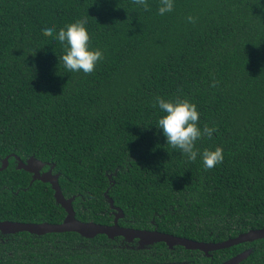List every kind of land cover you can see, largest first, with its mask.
Masks as SVG:
<instances>
[{"label":"trees","instance_id":"1","mask_svg":"<svg viewBox=\"0 0 264 264\" xmlns=\"http://www.w3.org/2000/svg\"><path fill=\"white\" fill-rule=\"evenodd\" d=\"M0 0V165L10 155L53 165L75 218L220 242L264 229V0ZM192 16L195 23H189ZM86 20L91 74L67 71L53 37ZM54 27L53 36L42 34ZM215 86H212V85ZM156 97L187 99L198 127L189 161L166 144ZM223 162L203 167L205 149ZM31 181L9 157L0 170V221L60 223L65 211L48 183ZM264 264V238L205 256L181 246L74 232L0 233V264Z\"/></svg>","mask_w":264,"mask_h":264},{"label":"water","instance_id":"2","mask_svg":"<svg viewBox=\"0 0 264 264\" xmlns=\"http://www.w3.org/2000/svg\"><path fill=\"white\" fill-rule=\"evenodd\" d=\"M16 161V168L31 174V181H40L48 183L52 189L55 202L65 211V216L60 223H23L16 221H0V233L3 235L15 234L19 232H27L31 235H45L48 233H65L74 232L83 238L91 239L98 235H105L108 239L121 237L125 242L132 243L136 241L139 249L156 243H164L167 248L172 249L175 246H181L186 250H196L202 252L205 256H209L210 252L226 249L238 244L253 242L264 238V229H251L245 233H240L234 238H229L220 242H198L183 237L171 235L153 230L134 229L130 227H122L118 224V220L123 218V212L120 208L113 205L112 199L108 198L109 206L114 210V219L111 225L97 224L93 222H82L75 218L72 207L74 197L65 198L61 192L57 173L52 174L53 165L49 169L42 172L46 163L34 158L33 156L22 161L19 157L10 155ZM5 157L0 165L3 170L8 165L9 157ZM250 250L242 251L237 255L229 258L220 264H239L247 258Z\"/></svg>","mask_w":264,"mask_h":264},{"label":"clouds","instance_id":"3","mask_svg":"<svg viewBox=\"0 0 264 264\" xmlns=\"http://www.w3.org/2000/svg\"><path fill=\"white\" fill-rule=\"evenodd\" d=\"M134 5L142 6L145 11L148 10L146 0H132ZM173 0H160L158 13L164 15L173 10ZM189 23H195L192 16L188 18ZM86 20H77L74 23L61 28L53 37L64 46L65 54L61 56L64 68L70 72H83L91 74L96 64L103 59L100 50H89L90 37L85 27ZM54 27H44L42 34L53 36ZM212 86H215L214 84ZM165 113L157 121V129L165 137L166 144L173 149H178L181 154L186 155L189 161L197 159L198 150L195 149L196 141L202 136L212 138L213 132L217 129L204 126L203 130L198 127L199 112L196 105L190 103L187 99H176L175 101H166L161 97H156L153 107ZM203 167L210 170L223 162V149L217 147L214 151L205 149L202 153Z\"/></svg>","mask_w":264,"mask_h":264},{"label":"flooded vegetation","instance_id":"4","mask_svg":"<svg viewBox=\"0 0 264 264\" xmlns=\"http://www.w3.org/2000/svg\"><path fill=\"white\" fill-rule=\"evenodd\" d=\"M48 165V163H46V165L45 166H47ZM45 166H44V168L42 169V172H45V171H47L49 168H45ZM52 174H55V173H53L52 172ZM136 242V241H135ZM210 255V254H209ZM183 264H185V263H183Z\"/></svg>","mask_w":264,"mask_h":264}]
</instances>
